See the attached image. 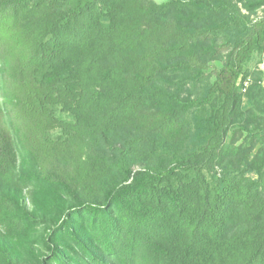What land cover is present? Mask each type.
Wrapping results in <instances>:
<instances>
[{"label": "trees", "instance_id": "obj_1", "mask_svg": "<svg viewBox=\"0 0 264 264\" xmlns=\"http://www.w3.org/2000/svg\"><path fill=\"white\" fill-rule=\"evenodd\" d=\"M264 0H0V264H264Z\"/></svg>", "mask_w": 264, "mask_h": 264}, {"label": "rangeland", "instance_id": "obj_2", "mask_svg": "<svg viewBox=\"0 0 264 264\" xmlns=\"http://www.w3.org/2000/svg\"><path fill=\"white\" fill-rule=\"evenodd\" d=\"M157 4L164 3L166 0H151ZM258 69L263 73L262 86L264 87V64H259Z\"/></svg>", "mask_w": 264, "mask_h": 264}]
</instances>
